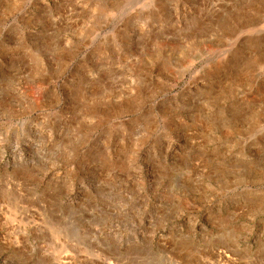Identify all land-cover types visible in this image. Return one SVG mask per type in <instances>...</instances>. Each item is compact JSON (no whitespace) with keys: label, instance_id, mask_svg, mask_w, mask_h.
Returning <instances> with one entry per match:
<instances>
[{"label":"rangeland","instance_id":"obj_1","mask_svg":"<svg viewBox=\"0 0 264 264\" xmlns=\"http://www.w3.org/2000/svg\"><path fill=\"white\" fill-rule=\"evenodd\" d=\"M0 264H264V0H0Z\"/></svg>","mask_w":264,"mask_h":264}]
</instances>
